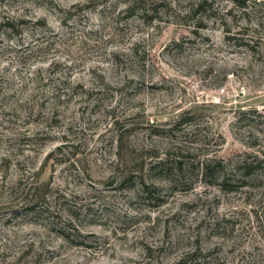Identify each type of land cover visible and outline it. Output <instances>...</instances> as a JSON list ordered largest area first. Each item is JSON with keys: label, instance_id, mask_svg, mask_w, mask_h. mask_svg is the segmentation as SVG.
I'll return each mask as SVG.
<instances>
[{"label": "rangeland", "instance_id": "1", "mask_svg": "<svg viewBox=\"0 0 264 264\" xmlns=\"http://www.w3.org/2000/svg\"><path fill=\"white\" fill-rule=\"evenodd\" d=\"M180 260L264 264V0H0V264Z\"/></svg>", "mask_w": 264, "mask_h": 264}, {"label": "trees", "instance_id": "2", "mask_svg": "<svg viewBox=\"0 0 264 264\" xmlns=\"http://www.w3.org/2000/svg\"><path fill=\"white\" fill-rule=\"evenodd\" d=\"M7 26L11 25L9 23H6ZM190 118L187 119H180L178 123L180 124H185L187 122H189ZM212 161H209L208 163L202 164L201 168L199 169V174L201 179L206 180L208 178L212 179L214 178L216 180V182L219 181L220 185H225L226 181H227V176H228V172H224V169H222V167H220V169L218 170V165H213ZM261 161H259L256 158V161L252 160V161H247V160H242L239 161L237 163V165L235 166L236 171L242 173V178H249L250 176H252V174H254L255 170H259L260 169V165H261ZM161 164V163H159ZM263 168H261L262 170ZM176 171H183L182 165L180 162L177 163V167H176ZM260 171V170H259ZM230 174V173H229ZM145 188H147L146 186H144ZM225 187V186H224ZM176 264H183V260H180L178 263Z\"/></svg>", "mask_w": 264, "mask_h": 264}]
</instances>
